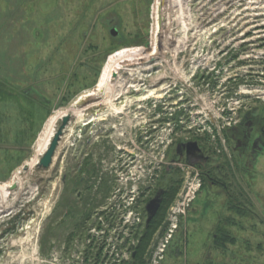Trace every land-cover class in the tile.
Segmentation results:
<instances>
[{
  "label": "rangeland",
  "instance_id": "374dc122",
  "mask_svg": "<svg viewBox=\"0 0 264 264\" xmlns=\"http://www.w3.org/2000/svg\"><path fill=\"white\" fill-rule=\"evenodd\" d=\"M156 5L0 0V91L18 95L0 101V184L18 182L9 189L12 206L0 213V264H137L132 256L144 229L137 204L131 220L140 234L131 235L119 221L99 262V249H86L88 236L97 231L101 207L116 196L132 190L129 196L144 204L155 188L170 184L166 172L179 164L176 147L190 140L213 155L209 164L222 167L225 185L209 184L186 219L164 215L150 261L264 264V150L238 162L226 135L245 113L264 118V0H161L153 69L136 74L133 87L113 90L111 99L97 95L76 105L98 86L111 56L146 50L153 42ZM73 110L83 116H72L51 166H41V152L62 124L59 119L47 128L48 120ZM123 149L132 155L122 156ZM86 153L91 164L83 171ZM115 162L120 169L130 164L129 178L121 179ZM91 174L85 192L79 179ZM229 194L240 209H231ZM221 221L228 239L217 230ZM175 223L181 231L162 258L157 247Z\"/></svg>",
  "mask_w": 264,
  "mask_h": 264
},
{
  "label": "flooded vegetation",
  "instance_id": "af4514ba",
  "mask_svg": "<svg viewBox=\"0 0 264 264\" xmlns=\"http://www.w3.org/2000/svg\"><path fill=\"white\" fill-rule=\"evenodd\" d=\"M226 135L228 140L233 144V155H238L237 158H240L238 162H248L251 160L253 156H261L263 154L264 150V118L263 116L256 114V113H245L242 117H240L237 121L234 123L229 124V126L226 128ZM228 141V142H229ZM92 143H88V146ZM230 145V143H229ZM87 148V147H86ZM124 151L121 152L122 156L124 153L131 154L132 153L127 150L123 149ZM231 150V151H232ZM119 154V152H118ZM116 154L117 156H119ZM88 154H85L84 161L82 162L83 171L90 170V167H88L91 163L88 162V159H86ZM176 156L178 157L177 160H179V164L177 166L172 165L168 167L166 174L171 175V182L166 183L164 186H159L154 189V193L151 197H149L144 204L140 203V200H135V196H129L130 193L133 194L134 191L128 190V185L126 186V190L129 192H126V196H116V201L108 202L107 206H102L101 212L99 213L100 217L99 220L95 223L94 230L96 233L89 235L88 239L90 241L89 245L86 249L94 246V249L96 247L99 249L98 252V260H100V256L102 254V251H104V246L106 245V241L109 240V235H112L113 233L117 232V226L118 222H123V225L126 226V230H130L129 233L131 235L136 234L139 235V231L133 232V222L135 216V206L134 204H137L138 207H141V212L143 215V222L144 227L148 224H150L151 220L156 218L157 216H162L165 211V205L170 201L173 188L174 186H178V191L175 196V200L173 199L171 205H169L168 210H166V218L172 217L173 218V206L174 203L177 201L180 203V205L184 204L183 199H188V203L185 204V208L181 209L182 212L178 214L177 218L181 221V219H186L188 217V214H194L193 210L194 205L197 202V197H199L202 193H204L205 188L210 184L212 187H219L221 185H225V182L222 180L225 176V173H223V169L221 166L211 167L209 164L210 162H213L214 157L212 154H206L202 146L199 144L197 140H190V141H182L178 143L176 147ZM116 166V172L122 173L121 179H124V176H127L129 178V171L130 170V164L124 162L122 164V168L120 169L119 165L115 162ZM113 164V165H114ZM112 165V166H113ZM185 166L187 168H185ZM92 170V169H91ZM94 174L95 172L92 171ZM94 174H91L90 177L87 175H83L80 177L79 181L84 186V191H90L91 189V182L92 177ZM165 174V176H166ZM117 176V175H115ZM163 176V175H162ZM160 176V177H162ZM66 175V179H67ZM97 177V174H96ZM126 178V179H127ZM199 178L200 185L199 187L193 191V195H191L189 198L188 196V188L191 190L193 187V180ZM129 180V179H128ZM130 180H132L130 178ZM209 186V187H210ZM150 193V191H149ZM229 202L232 199V196L229 194ZM156 199L155 204L153 206L155 209H152V212L149 211L148 205L152 200ZM107 200H111V198H107ZM192 205V206H191ZM135 207V208H134ZM97 210V209H96ZM123 212V213H122ZM122 213V214H121ZM152 213V214H151ZM151 217V218H150ZM131 218H133L131 220ZM91 219V218H89ZM141 220V219H140ZM132 222V223H131ZM142 222V221H141ZM131 223V224H130ZM225 227L226 223L223 221ZM140 228L141 225H139ZM139 228V229H140ZM163 227H159L157 232H159ZM181 226L178 223L176 226V229L174 230V233H177L178 231H181ZM113 231V233H112ZM92 232V230H91ZM156 232V233H157ZM128 233V235H129ZM161 233V231H160ZM174 233L172 237L174 236ZM160 235V234H159ZM111 238V237H110ZM112 239V238H111ZM171 242V240L169 241ZM157 245V244H156ZM116 249H119L116 245H112ZM170 246V245H169ZM155 245H152L149 247V249L146 252L145 255V263L144 264H153L152 261H150V253H154ZM172 247L166 246V248L163 251L162 258H165L167 256V252L169 253L171 251ZM177 254L179 256V253L181 252V249H178L176 247ZM157 251V250H156ZM135 252L133 253L132 260L135 262ZM160 263V262H159ZM203 264H207L204 262Z\"/></svg>",
  "mask_w": 264,
  "mask_h": 264
},
{
  "label": "bare ground",
  "instance_id": "6f19581e",
  "mask_svg": "<svg viewBox=\"0 0 264 264\" xmlns=\"http://www.w3.org/2000/svg\"><path fill=\"white\" fill-rule=\"evenodd\" d=\"M154 15L156 19L154 40L148 46V48H146V50L142 49L140 51H133L131 53H127L129 49H123L122 51L111 56L110 58L112 60H110L111 62H109L108 66L105 68L98 86L94 90H90L81 95L78 100L84 97H93L97 95H101L105 99H111V97L114 95L113 90L117 92L121 91L125 89L127 85V87H133L135 84L134 77H137L136 74L143 75V73H145L146 71H150L153 69V65L156 64L155 58L160 54L161 42L160 38H158V34L160 33V31H162L161 29H163L162 19L164 17L161 8V0H157ZM122 53L126 54L120 56ZM114 75H116V77ZM74 112L75 111L73 110V113L65 112L64 114H62V116H51L46 124L47 128L54 127L56 125V122L59 119L61 121L66 115L78 116L79 118L83 116L82 111H76L75 113ZM58 129V127H54V132L41 154H45ZM64 138L66 137L63 134L61 140ZM17 183V181H12L11 183H5L3 185L0 184V213L3 211V208L5 209L9 206H12V203L9 202L10 200H8V196L10 195L9 189L13 184Z\"/></svg>",
  "mask_w": 264,
  "mask_h": 264
},
{
  "label": "trees",
  "instance_id": "16d2710c",
  "mask_svg": "<svg viewBox=\"0 0 264 264\" xmlns=\"http://www.w3.org/2000/svg\"><path fill=\"white\" fill-rule=\"evenodd\" d=\"M20 94L23 97H26L25 92L22 91V92H20ZM11 96L16 97L18 95L16 94V92L10 91L9 88L8 89L6 88V89L0 91V101L5 100V99H9ZM177 191H178V186H174L170 201L165 205L164 214L160 217L157 216L156 218L152 219L150 224H148L144 227L143 233L141 234V236L139 238L140 241H139L138 247L136 248V251H135L136 253H135L134 258H135V262L137 261V264H144L145 263L146 252L149 249V247L151 246V244L153 243L155 234H156L157 230L159 229V227L162 225L166 210L169 207V205H171L175 195L177 194ZM229 203H230L231 209L232 208L234 209L237 207L240 209L239 205H237V206L232 205L231 201ZM217 230L223 236L222 237L223 239L225 238V236L227 237V239L230 238V236H228V234L225 230V225H224L223 221L220 222ZM218 238L221 240V237L219 235H218Z\"/></svg>",
  "mask_w": 264,
  "mask_h": 264
},
{
  "label": "water",
  "instance_id": "95a60500",
  "mask_svg": "<svg viewBox=\"0 0 264 264\" xmlns=\"http://www.w3.org/2000/svg\"><path fill=\"white\" fill-rule=\"evenodd\" d=\"M87 98L90 99L91 97H84V98L77 100V102H76L77 107H79V108L84 107L88 103ZM71 119H72V115H66L65 117H63L61 126L57 130V132H56L55 136L53 137V140L51 141L47 151L45 152V154L43 155V157L40 160L41 166H43L45 168H48L51 166L53 159H54V156H55V153H56V150L59 146L61 137H62L65 129L67 128L68 124L70 123ZM25 168H27V166H25ZM11 188H15V185H13ZM155 202H156V199L152 200L150 202V204L148 205V209L150 212H152L153 208L155 209V207L153 206V204H155Z\"/></svg>",
  "mask_w": 264,
  "mask_h": 264
},
{
  "label": "built area",
  "instance_id": "2783aa9c",
  "mask_svg": "<svg viewBox=\"0 0 264 264\" xmlns=\"http://www.w3.org/2000/svg\"><path fill=\"white\" fill-rule=\"evenodd\" d=\"M199 185H200V180H199V184L195 187V186H193L192 188H191V190L188 188V198L191 196V195H193V191H195L198 187H199ZM193 188H194V190H193ZM183 202H184V204H182V205H185V204H187L188 203V199H186V200H183ZM184 208V207H183ZM182 207H181V205H180V203L179 202H176L175 203V205L173 206V213H172V215H173V217H177V215H175V213H181L182 212V210L181 209H183ZM135 217V216H134ZM176 226H177V224L175 223L174 224V226L169 230L170 232L168 233V235H167V237H166V241L164 242V243H161L158 247H157V250H159L160 252H163L164 251V249L166 248V246H167V243H169V241H170V239L172 238V235H173V233H174V230L176 229ZM161 256V255H160ZM160 258V257H159ZM155 262H156V260H155Z\"/></svg>",
  "mask_w": 264,
  "mask_h": 264
}]
</instances>
